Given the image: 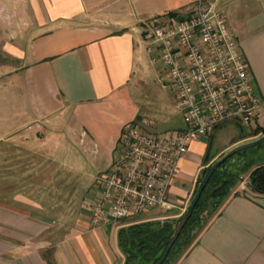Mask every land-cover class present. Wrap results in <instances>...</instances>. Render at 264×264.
I'll list each match as a JSON object with an SVG mask.
<instances>
[{
	"label": "crops",
	"instance_id": "crops-1",
	"mask_svg": "<svg viewBox=\"0 0 264 264\" xmlns=\"http://www.w3.org/2000/svg\"><path fill=\"white\" fill-rule=\"evenodd\" d=\"M197 1L0 0V89L9 93L4 100L13 116L9 132L0 133V161L10 163L8 176L26 179L0 199V264H143L141 231L175 227L211 167L264 135V0H219L262 102L258 118L249 128L229 120L191 143L170 190L175 208L91 223L103 193L100 177L119 158L128 126L147 118L140 101L148 79L156 74L162 88L173 91L151 64L145 23ZM229 124L239 136L213 153L216 133ZM63 133L78 139L80 152L58 138ZM18 149L24 155L14 153ZM207 204L198 218L207 215ZM203 222L191 226L198 229L192 241L185 239L182 253L167 264H264V194L246 181Z\"/></svg>",
	"mask_w": 264,
	"mask_h": 264
},
{
	"label": "built area",
	"instance_id": "built-area-1",
	"mask_svg": "<svg viewBox=\"0 0 264 264\" xmlns=\"http://www.w3.org/2000/svg\"><path fill=\"white\" fill-rule=\"evenodd\" d=\"M218 2L198 0L145 23L151 64L172 87L183 126L152 132L147 118L128 126L119 158L100 177L103 193L92 206L93 226L175 208L170 190L191 143L229 120L249 128L258 118L261 99Z\"/></svg>",
	"mask_w": 264,
	"mask_h": 264
},
{
	"label": "rangeland",
	"instance_id": "rangeland-1",
	"mask_svg": "<svg viewBox=\"0 0 264 264\" xmlns=\"http://www.w3.org/2000/svg\"><path fill=\"white\" fill-rule=\"evenodd\" d=\"M147 66H149L147 64ZM158 75L153 74L148 79V86L144 92L143 100L140 101L143 103V105L146 106L145 111L142 112V114L147 117L149 120H152L154 122L153 126L149 127V130L152 132H164L167 130L175 129L180 126H183L182 122V115L177 109L176 103H175V95L172 90L167 88H162V86L158 82ZM5 97L9 99V93H7L4 89H0V133L3 132H9L7 129L9 128L10 124H12V111L9 108V100H4ZM169 100L168 107L162 110V101L164 98ZM66 131V130H65ZM245 132L248 133L249 129H245ZM240 129L237 128L233 124H229L227 127L219 130L215 135L214 145H213V153L215 152L218 145L224 146L225 144L229 143L232 139H235L239 136ZM58 138L64 139L65 141H71L75 148L74 151L80 152L79 145L77 143L78 139L76 137L69 138V135L60 134L58 135ZM76 138V140L74 139ZM5 150V149H3ZM4 152V151H3ZM6 153H11L9 150H6ZM14 153L21 154L23 151H20L18 149L17 151H14ZM88 155L91 154V152L87 153ZM24 155V154H21ZM3 157V155L0 154V157ZM251 159V160H250ZM247 161V162H244ZM21 164V162H20ZM256 164V166H255ZM264 164V143H262L260 146L251 148L246 150L243 154H237L233 158H231L224 166L221 168L220 172L221 175L219 177L218 184L214 187H220L219 189H224L225 196L213 198L212 197H206L203 201L202 210L207 207V202L210 203L209 206L210 209L207 212V215L201 213L199 219H203V221H206L208 217H210L214 212H216L217 208L221 206L223 200L230 195L233 190L236 188V186L243 181H247L250 175V172L257 166ZM9 168L10 163L7 161H0V199L8 198L6 193L8 192L9 188L15 184L25 186L26 179H13L9 174ZM102 170V169H101ZM7 171V172H5ZM5 176H2L1 174H4ZM98 176V174L94 175V177ZM76 178H73L75 180ZM90 179V178H89ZM14 180V181H13ZM88 180V179H87ZM86 179V183L88 182ZM76 181H79V179H76ZM92 182V178H91ZM229 183L226 185L225 183ZM212 187V186H210ZM212 188V189H213ZM211 189V190H212ZM82 195H80L81 197ZM208 198V199H207ZM208 200V201H207ZM201 210V209H200ZM162 213L160 208H155L152 210H149L148 212L142 214L141 216H160ZM203 217V218H202ZM165 220H160V223H164ZM154 223H159L154 222ZM199 225V223L197 224ZM200 226V225H199ZM193 228L190 227L186 231L185 239H188L189 244L192 241L193 236ZM193 235V236H192ZM186 246V245H185ZM161 255V253L159 254ZM141 256V255H140ZM139 256V259L141 262L144 261L143 264H152V261H145V259L141 256Z\"/></svg>",
	"mask_w": 264,
	"mask_h": 264
},
{
	"label": "trees",
	"instance_id": "trees-1",
	"mask_svg": "<svg viewBox=\"0 0 264 264\" xmlns=\"http://www.w3.org/2000/svg\"><path fill=\"white\" fill-rule=\"evenodd\" d=\"M259 134V131H255L252 136H256ZM245 151L239 153L243 154ZM229 161V160H228ZM227 161V162H228ZM226 164V162L224 163ZM224 164L214 173L213 177L211 178L208 186L205 188L197 206L194 210L191 218L189 219L188 223L186 224L185 228L181 232L178 240L174 244V246L171 249V252L169 254V257L171 258L173 254H181V246L185 242V234L188 228L193 226L196 221L199 223V225L203 226L204 222L202 224L203 219L198 218V211L203 206V200L204 196L207 194L209 187L212 185L216 186L219 181V177L221 175V168L224 166ZM228 185L229 183H225ZM249 185L252 188V190L258 194H264V164L259 165L255 167L249 175ZM220 187H214L211 191V197L217 198L225 196L224 189H219ZM219 209V207L217 208ZM180 221V219H179ZM178 221V222H179ZM207 223V222H206ZM205 223V224H206ZM205 226V225H204ZM176 227V226H175ZM175 227L171 226L170 224L166 223L163 225H160L156 228H150L149 226L146 227V229H143L141 233L138 235V248L140 249V255L148 261H152V264H155L159 258L161 257L163 251L171 241L172 235L174 233ZM139 233V232H138ZM133 238V237H132ZM188 240V239H187ZM161 253V255H159ZM168 262H165L164 264H167Z\"/></svg>",
	"mask_w": 264,
	"mask_h": 264
},
{
	"label": "water",
	"instance_id": "water-1",
	"mask_svg": "<svg viewBox=\"0 0 264 264\" xmlns=\"http://www.w3.org/2000/svg\"><path fill=\"white\" fill-rule=\"evenodd\" d=\"M262 143H264V135L259 137L258 139L251 141V142H247L244 144H241L233 149H231L228 153H226L223 157H221L210 169V171L208 172V174L206 175L193 203L190 205V207L184 212V214L181 216L180 221L177 223L174 233L172 235L171 241L169 242V244L167 245V247L165 248V250L163 251L161 257L159 258V260L155 263V264H164L165 262H168L170 260L169 254L171 252L172 247L174 246V244L176 243V241L178 240L181 232L183 231V229L185 228L186 224L188 223L189 219L191 218L194 210L196 209V206L205 190V188L208 186L211 178L213 177L214 173L228 160H230L231 158H233L235 155L246 151L248 149L260 146ZM198 229H196L197 231ZM193 232V235L195 234V232Z\"/></svg>",
	"mask_w": 264,
	"mask_h": 264
}]
</instances>
